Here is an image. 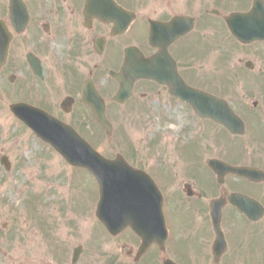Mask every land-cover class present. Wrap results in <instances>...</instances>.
<instances>
[{
    "label": "flooded vegetation",
    "instance_id": "obj_1",
    "mask_svg": "<svg viewBox=\"0 0 264 264\" xmlns=\"http://www.w3.org/2000/svg\"><path fill=\"white\" fill-rule=\"evenodd\" d=\"M23 1L30 19L22 33H16L8 21L13 40L8 62L0 71L2 87L17 96L14 101L41 108L78 131L91 133L96 123L91 100L98 94L108 118L126 113L151 117L161 125L179 116L182 128L193 124L200 131L202 145H186L184 136L171 167L166 159L154 158L155 148L145 154L137 149V163L132 164L158 184L168 234L145 242L130 226L118 235L102 231L108 240L102 252L105 257L114 258L115 264L118 260L122 264H264V42L242 44L225 23L230 13L249 11L254 0L238 4L228 0ZM168 23L169 27L160 25ZM129 51L136 60L142 55H165L168 61L156 63L161 80H137L130 98L120 104L115 101L122 87L117 76ZM32 59L39 61L41 74L34 73ZM11 75L15 80L10 83ZM5 80L12 86H5ZM175 84L176 91L184 92L187 86L216 98L213 110H222L224 104L231 108L241 119L244 134L233 135L221 122L201 119L188 101L172 94ZM206 130L217 133L215 145H207ZM211 159L254 172L226 174L222 167L216 172L209 167ZM4 177L0 175V183L7 184ZM38 177L24 186L28 212L18 216L7 207L0 210L5 216L0 219V264L9 256L6 243L16 236L15 218L37 228L44 253L58 257L59 264H65L69 253L62 227L72 225L78 240L71 250L82 247L77 264H93L89 245L94 250L96 238L87 228L93 220L92 208H66L62 177L57 184L45 174ZM7 194L8 188L0 187L6 200ZM64 211L69 212L67 222L62 219ZM213 212L221 213L220 231L214 227Z\"/></svg>",
    "mask_w": 264,
    "mask_h": 264
},
{
    "label": "rangeland",
    "instance_id": "obj_2",
    "mask_svg": "<svg viewBox=\"0 0 264 264\" xmlns=\"http://www.w3.org/2000/svg\"><path fill=\"white\" fill-rule=\"evenodd\" d=\"M8 1L9 0H0V18L6 20L8 17ZM228 1L234 2L233 4H238L243 0ZM225 42L227 45L229 44V41L224 37V43ZM4 84L5 86H10L6 80ZM14 97H16L14 94L8 92H4L2 98L0 97V99L4 101H0V152L7 153L14 164V170L7 181L8 187L6 183H0L1 188H8V200L5 199V196L0 195V210L7 207V209L15 215L21 213V206H16L18 197L15 195L14 190L21 188L28 177L45 174L57 184L64 173H66L63 175L64 182L68 188L67 196L64 200L65 207H71L70 199L72 197L82 202L81 206L84 208L92 207L95 202L94 198L96 192V185L93 177L77 169L72 171L67 166L65 160L56 153L53 148L42 143L34 136L31 130H28L22 122L11 115L9 107L7 106L10 103L9 101ZM3 107L7 109L6 113ZM133 108L134 106H131L129 110ZM2 112L5 114L1 115ZM120 115L121 120L117 122L114 121L115 132L113 136H108L106 132L102 133L96 123L91 133L85 134L94 146L108 157H114L118 152L125 151L128 148L127 146H130L131 149L139 147L144 151V154L152 150L151 148H155L156 153L154 158L166 159L168 166L171 167L172 164L170 163L172 162L173 153L176 155L179 152L177 147L184 141V136H186L185 141L190 139L187 145H193L194 141L198 142L199 138H201L200 131H195L193 124H190L189 127L185 125L188 127L187 129L182 128L184 125L183 118L179 116L168 118V122L165 121L161 125H157L153 123L151 117L141 118L144 122L140 124V119H137L138 117L134 115L126 113H120ZM205 129L206 127L202 125L201 130ZM182 130L185 132L184 134ZM206 133L207 134L204 135L208 137L207 145H215L217 133L212 130H206ZM42 145L44 147H41ZM128 153H131L128 158L134 163H137L136 158L138 154L136 149L130 150ZM197 153L200 154L199 151H197ZM198 154L196 155L197 159L199 158ZM67 171L76 175L79 180L75 181ZM71 180L76 184H72ZM76 214L77 213H75V215ZM67 217L68 214L62 212V219L64 222H67ZM4 218L5 216L0 215L1 220ZM92 218H95L94 214ZM94 225H98L96 220H90L87 228L92 232L94 231L95 237L103 241L101 228ZM84 227L86 228V222H84ZM14 229L16 236L13 237L10 242L6 243L10 252L8 254V259L4 260V264H59L55 261V258L60 261L58 257L51 256L49 252L45 254L43 250H41L43 240H41L40 236L37 234V228L34 227L33 224L30 225L29 222L25 224L21 218H19V220L15 218ZM62 240L66 242V252L67 248L69 249L68 255L64 257L66 261L65 264H69L71 248L78 240L76 238L75 228L72 225L62 227ZM36 244L40 245V248L37 246L32 250L30 246ZM62 246L63 250H65L64 243ZM93 247L94 250L91 248V245H89V253L94 254L93 264H108L105 255L101 250L99 251L101 247L95 243ZM81 264H86V262L83 261Z\"/></svg>",
    "mask_w": 264,
    "mask_h": 264
},
{
    "label": "water",
    "instance_id": "obj_3",
    "mask_svg": "<svg viewBox=\"0 0 264 264\" xmlns=\"http://www.w3.org/2000/svg\"><path fill=\"white\" fill-rule=\"evenodd\" d=\"M11 12L13 22L20 26L18 29L24 28L28 20L26 8L16 0H12ZM257 12L259 10L255 9L252 13L235 14L228 19L230 29L241 41L251 42L256 39H264V20L257 18ZM10 41L11 35L5 23L0 21V67L6 62ZM143 74L150 76V73ZM138 77V74L134 76V78ZM94 105L98 119L111 131L102 105L98 101ZM12 109L21 120L36 131L40 138L51 143L69 163L85 167L95 175L101 190L97 215L111 231L119 232L124 226L125 213H123L124 209L121 203L124 192L132 188L131 198L138 199L141 193L146 190L141 184L131 181L138 172L133 170L121 156H118L116 160L104 158L73 129L46 114L34 111L24 104L14 105ZM220 118L216 117L218 120ZM225 124L235 130L232 122ZM131 183H134L135 186H129ZM136 215V210L126 213V222H130ZM158 215L161 217V212Z\"/></svg>",
    "mask_w": 264,
    "mask_h": 264
}]
</instances>
